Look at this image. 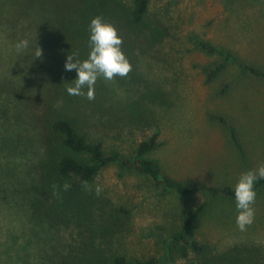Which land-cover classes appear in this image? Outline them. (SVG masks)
Masks as SVG:
<instances>
[{
	"label": "rangeland",
	"instance_id": "374dc122",
	"mask_svg": "<svg viewBox=\"0 0 264 264\" xmlns=\"http://www.w3.org/2000/svg\"><path fill=\"white\" fill-rule=\"evenodd\" d=\"M60 1L0 0V264H48L53 250L54 229L31 219L26 200L33 193L41 152L30 113L31 95L40 87L36 67L64 66L56 20ZM150 6L167 35L156 49L138 54L136 68L166 92L169 103L155 107L162 144L148 157L190 184L235 186L242 172L264 164V79L226 64L208 81V71L224 58L203 51L197 39L264 69V0H150ZM21 39L33 47L37 43L42 57L34 59L31 50L18 54L14 45ZM128 75L109 81L115 99L129 93L124 86ZM212 116H223L235 126L247 162L228 128ZM97 182L114 202L132 209L126 241L140 257L171 264L165 240L181 224L182 214L203 202L207 208L197 221L199 238L219 248L241 241L264 246V188L253 205L254 222L240 231L235 201L226 196L165 191L117 164L108 165Z\"/></svg>",
	"mask_w": 264,
	"mask_h": 264
},
{
	"label": "trees",
	"instance_id": "16d2710c",
	"mask_svg": "<svg viewBox=\"0 0 264 264\" xmlns=\"http://www.w3.org/2000/svg\"><path fill=\"white\" fill-rule=\"evenodd\" d=\"M98 15L113 24L122 37L121 48L132 65L130 80L124 83L129 93L115 99L111 83L100 78L94 100L69 96L66 87L75 79V70L65 71L64 66L36 67L40 87L31 95L30 113L39 133L41 152L33 193L26 200L27 209L31 219L54 229L48 264H159L155 256L140 257L129 251L126 235L132 209L114 202L101 189L97 180L102 171L117 164L145 175L165 191L186 196L208 192L234 200V186L190 184L171 176L148 157L162 144L155 107L169 103L166 92L145 80L136 68L138 54L156 49L167 35V28L151 9L150 0L60 1L56 20L63 35L64 64L68 55L78 53L79 59L87 58L88 25ZM197 45L224 58L208 71V81L218 76L226 64H237L264 79L263 68L243 61L234 52L203 39H197ZM212 117L228 128L247 162L246 148L235 126L223 116ZM65 185L69 187L65 189ZM263 188L264 180H259L256 191ZM206 208L207 202H203L182 214L181 224L165 240L167 261L264 264V246L258 242L241 241L219 248L199 238L197 221Z\"/></svg>",
	"mask_w": 264,
	"mask_h": 264
},
{
	"label": "clouds",
	"instance_id": "9594fccd",
	"mask_svg": "<svg viewBox=\"0 0 264 264\" xmlns=\"http://www.w3.org/2000/svg\"><path fill=\"white\" fill-rule=\"evenodd\" d=\"M122 43V37L113 24L105 22L99 15L92 18L88 25L87 58L79 59L78 53L68 55L64 64L65 71L76 72L75 79L67 84V94L86 96L91 101L95 99V85L98 79L111 81L117 76L126 77L132 70V65L121 48ZM14 47L18 54L31 50L34 59L42 57L43 54L37 43L33 47L28 39L18 40ZM259 180H264V164L254 170L242 172L234 186L236 225L240 231H245L254 222L253 205L257 198L256 184ZM68 187L65 185V189ZM96 191L99 193L100 189L97 188Z\"/></svg>",
	"mask_w": 264,
	"mask_h": 264
}]
</instances>
